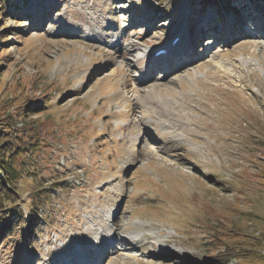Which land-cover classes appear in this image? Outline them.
Instances as JSON below:
<instances>
[{
    "label": "rangeland",
    "instance_id": "374dc122",
    "mask_svg": "<svg viewBox=\"0 0 264 264\" xmlns=\"http://www.w3.org/2000/svg\"><path fill=\"white\" fill-rule=\"evenodd\" d=\"M248 4L0 0V138L17 148L19 170L10 194L0 196V222L10 221L1 229L0 264H58L69 249L89 247L101 207L112 208L110 220L118 210L125 228L146 240L136 250L115 240L101 264H264L261 34L216 42L205 35L206 53L189 69L141 78L146 50L168 47L178 29L183 35L185 7L186 22L228 13L239 30ZM96 10L98 25L109 19V32L124 33L118 45L103 41L109 34L90 36ZM153 101L165 104L178 141L168 142L172 130ZM143 115L157 124L142 125ZM135 132L136 148L150 137L158 142L129 165L122 154Z\"/></svg>",
    "mask_w": 264,
    "mask_h": 264
},
{
    "label": "bare ground",
    "instance_id": "6f19581e",
    "mask_svg": "<svg viewBox=\"0 0 264 264\" xmlns=\"http://www.w3.org/2000/svg\"><path fill=\"white\" fill-rule=\"evenodd\" d=\"M263 3H254L249 0V4L247 6H244L243 9L241 8V10L244 11V14H246V17H243V19L241 20L243 24L239 26L240 27L239 30L234 29V26L238 24V19L235 20L233 16H231L228 13H226L225 16L224 15L222 16L220 13L217 12H208L204 15L205 17L201 18L200 20L193 21L190 19L186 22L187 8L185 7L186 15L185 16L183 15V18L185 20L184 22L182 21V23L180 24V28L183 29L182 30L183 35L180 34L178 36V33L180 31V29H178L179 31H175V33L173 32L170 33L173 41L170 45L168 44L169 45L168 47H165L163 45H157V50H155L152 54L150 53L151 49H149L148 52H147L148 49L146 50L145 55L146 57L149 58V62L144 66V70L146 71V73L143 74L141 78L150 79L152 75H154L157 71L165 72L164 74L166 76V75H170L172 71L173 72L179 70L186 71L187 69H189L190 68L189 64H191V62L201 60L200 57H202L206 53V49L202 51L200 46L201 38L205 35H209L211 37L210 38L211 41L214 40L213 38H215L213 42H216L217 40L220 39V36L222 35L224 36L226 34L227 36H225V39L230 40L240 35H250V34L254 36L253 38H257L255 35L260 33L261 34L260 38L264 40V4ZM44 10L46 9L44 8ZM95 12H96V16L94 14H93L94 16H91L94 22L91 21L90 18H87V20H90L88 22L93 23L96 28H104L106 30H102V29L97 30L96 28L91 26L92 28L89 31L90 36L94 37V34H92V32L104 33L105 36L109 34L110 36H112V38L111 39L107 38L103 41L111 42L114 43V45H118L120 40L119 38L122 37L124 33H122L121 31L109 32V29L112 26V22H110L109 19L105 20L104 22L105 26L101 27L100 25L101 20L99 14L100 12L99 10H96ZM39 14L34 15L37 21H39L38 19L41 18H43L42 20H46L44 17H46V15H48L49 13H46L44 16L43 15L39 16ZM146 14L147 15H145V17L148 19V21L151 22V18H152V15H150L151 13H146ZM226 15L230 16L229 17L230 21L225 23L222 20L223 19L225 20ZM98 21H100L99 25L97 23ZM82 25L79 24V26H76L74 30L76 32L79 31L80 29L77 30V27L82 28L85 26ZM119 34H121V36H119ZM139 44L140 42H137L136 40L131 41V45L134 47V50H136V48L139 47ZM192 58L194 60L188 62ZM181 67H183V69H179ZM131 92L133 93L135 91L131 90ZM154 103L157 106L156 114L162 119L161 124L163 125V127H169L172 130V131H167L165 134L168 139V142L178 141L179 136L182 134L176 133L177 127L174 124V122L170 119L171 117L167 116L168 114L166 113L167 109L165 107V104L157 103L154 101L151 102V104ZM138 110H140V108L138 107L136 102L134 112L136 113V111ZM149 116H153V117L156 116L155 111L153 109H150ZM140 121L142 125H144V123L146 122H149L152 125L157 124L155 120L146 121L145 115L141 117ZM148 131L149 130H147V134H149ZM135 134L139 136L132 139L133 144L131 148L129 150L125 149L126 152L124 151V154H122V156L125 158L126 161L124 162L125 164H129V165L135 164V160L137 157L141 159L149 150H151L153 144L155 145L158 142V138L151 139L150 137L149 144H145L142 145L141 147L136 148L134 147V145L135 143H138V140L140 138V133L135 132ZM109 175L113 176V179L111 177L109 181L112 184L116 178L114 177L113 173L111 174L109 173ZM111 213H112L111 207H109V209L101 207L99 213H97V215L91 220V226L89 227V233H96L97 237L91 240L89 247H87L88 246L87 244H81L80 246L73 247L71 250L69 249L67 252L64 253V255L58 257L57 261L58 262L60 261V263L58 264H101V261L104 258L103 256L111 247L114 246L113 243L115 240H117V242L119 243L124 241L125 243L128 244V245L126 244V246L130 247L133 250H136L137 247H139V244H141V247L145 249L146 240L144 235L141 232L134 233L133 230L126 229L125 226L123 225L122 216L117 214L118 210L114 212L113 219L110 220ZM105 219H107L108 222L103 223ZM130 238L132 241H128L130 240Z\"/></svg>",
    "mask_w": 264,
    "mask_h": 264
},
{
    "label": "trees",
    "instance_id": "16d2710c",
    "mask_svg": "<svg viewBox=\"0 0 264 264\" xmlns=\"http://www.w3.org/2000/svg\"><path fill=\"white\" fill-rule=\"evenodd\" d=\"M12 149L8 147V141L6 139L3 140L0 138V196L6 193L9 195L11 192L9 185L11 183L14 184L19 178V170L14 164L12 156L14 149L17 148L12 145ZM9 225L10 221L8 217L0 222V235L2 234L1 229L6 230Z\"/></svg>",
    "mask_w": 264,
    "mask_h": 264
}]
</instances>
